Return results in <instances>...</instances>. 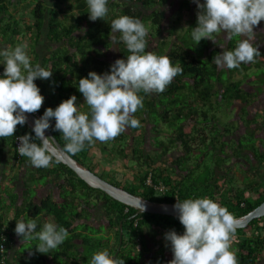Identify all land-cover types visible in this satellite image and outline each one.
<instances>
[{"label": "trees", "instance_id": "trees-1", "mask_svg": "<svg viewBox=\"0 0 264 264\" xmlns=\"http://www.w3.org/2000/svg\"><path fill=\"white\" fill-rule=\"evenodd\" d=\"M128 1L132 3L122 2L121 4L117 0H109L107 5L109 11L106 16L103 19L97 18L91 21L88 18L86 0H50V5L44 3L43 0H36L30 7L31 21L18 24L17 17H15L17 12L13 14L7 12L11 0H0V41L3 42L0 47L12 48L17 44H26V53L31 63L40 64L45 68L50 66L53 71L52 76L45 79L40 87L41 90L48 87L43 94L42 106L38 110L40 116L46 108H55L71 95L77 96L76 103L79 105L81 102L80 110L86 112L88 105L84 103V98L77 89L78 80L86 77L89 71H95L98 74L108 71L109 65L113 62L108 60L107 53L112 48V52L116 53L115 59L125 58L128 55V50L122 42L114 43L109 38L113 35L110 29L111 21L122 15L139 18L146 27L149 25L146 50L167 55L183 70L162 92L142 93L143 107L138 108L134 114L140 121V126L129 128L114 139L106 141L104 149L99 150L102 160L107 164L111 163L115 156L122 158L121 167L125 171L119 173V179H115L113 183L132 193H138L145 199L157 202L175 203L176 198L183 200L189 197L207 196L225 206L234 216L245 214L264 200V180L262 182L255 180L241 187L237 179L236 181L225 179L226 176L223 174H229L230 169L224 160L223 153L225 152L222 146L226 140L225 136L235 127L230 128L228 124H224L220 131L215 122L218 117L222 116L219 105L223 104L224 107L232 109L235 107L236 116L240 118L245 127H249L246 131L253 132L256 139L258 141L261 139L259 142L264 143V135H261L264 134V127H262L263 131H258L259 126H253L257 124L256 120L262 118L264 126V115L258 113L264 106L256 109L258 116L252 118L248 117L247 109L254 102L257 93L264 90L262 85L264 67L260 69L261 79H263L260 82L256 81L258 80L257 75H255L257 78L251 77L254 71L252 75L244 73L239 79L234 76L235 72L260 68L261 62H264V59L260 60V56L263 58L264 51L257 44L260 55L255 57L254 62L242 63L240 67L233 69H217L212 59L217 53L223 51L217 43L201 39L198 44L193 40L188 44L186 34L191 31L192 26L185 28L187 32L180 39L172 31L174 26L171 24L168 27L164 26L165 11L161 7L167 0ZM14 7L15 3L11 5V8ZM189 8V2L183 0L178 9L177 21L172 20L171 22L177 23L180 16L185 13L187 17L185 21L190 24ZM23 9L26 7L24 6ZM146 9L148 13L144 15L142 10ZM23 14L24 12H21V17H25ZM42 33L49 47L48 52L41 57L36 50V44ZM153 37H158V40ZM239 39L241 37H234L232 41L224 43L225 47L232 49ZM152 42L153 45L150 44ZM61 48L62 51L59 52ZM2 72L3 65H0V73ZM245 76L249 78L245 79ZM258 103L261 104L260 101ZM51 122L54 125V119ZM236 123H239L238 119ZM239 128L237 125L236 129ZM49 129L64 146L65 141L62 134L58 130H53L52 127ZM25 133L34 136V133L24 124L16 126L14 136L0 138V164L5 165L0 168V244L5 245L0 258L5 257V264H36V262L47 264L48 260L56 264L60 257L68 261L76 256L79 258L81 256L83 259L86 252L100 251L105 248L112 255H119L125 259V264H145V262L166 264L172 258L170 246L167 244L162 245L158 252L144 256L149 248L142 239L144 238L143 230L144 228L151 229L163 239V234L170 229L182 233L184 229L178 218L167 214L139 213L102 190L87 186L72 170L54 157V161L58 162L51 163L47 168L33 167L28 158L20 156L17 151H14V154L11 153L13 162L2 159L3 151L11 146L14 138ZM149 134L154 137L153 149H147L148 151L145 152L146 137ZM223 134L226 135L223 136ZM217 135L221 136L217 137ZM128 142L131 148L126 151ZM229 142L239 145L235 154L243 150L242 145L239 144V137ZM92 144L71 155L98 173L95 167L99 164L101 169L103 165L89 156V153L93 152ZM248 146L256 152L258 158L261 156L260 161H264V155L260 154V151L264 150L263 145H255V147L248 143ZM106 149L109 151L106 153L107 156H105ZM173 151L180 153L175 156L169 155L168 161L163 162L166 155ZM207 151L210 153L209 166L202 161L206 159ZM228 152L226 154H229ZM7 165L10 166L7 167ZM195 167L198 173L197 170L193 173ZM98 174L105 177L102 173ZM19 176L25 177L22 180L23 189L16 188L17 191H15V185L9 187L8 184L14 180L16 182ZM148 179L150 183L147 182ZM45 185L55 188L57 196L48 192L36 200V188ZM91 193L92 198L89 197ZM25 194L28 195L26 198H24ZM89 201H93L95 205L99 202L103 203V206H98L103 207L107 214L109 229H115L117 232L120 229L119 223H121L125 237L114 248L109 246L108 238L101 236V227L95 231L94 227H91L94 226L93 223L87 222L89 215L91 216L88 210ZM21 218L36 219L37 230L44 222H47V219H50L51 222L68 229L69 236L60 246L48 253L37 252L35 245L38 241L28 240L31 244L19 250L23 262H16L15 259L9 258L8 250L17 240L14 228L16 221ZM75 219L83 221L86 233L76 232L71 227ZM135 220L136 225H134ZM247 232L249 234H246ZM79 236L82 237V244L86 246L80 255L74 243V239ZM126 242H134L132 250L124 249L127 246ZM238 246L239 249L235 251L238 264L257 263L258 256L263 253L264 249V216L251 220L244 228H236L231 238V247Z\"/></svg>", "mask_w": 264, "mask_h": 264}, {"label": "clouds", "instance_id": "clouds-1", "mask_svg": "<svg viewBox=\"0 0 264 264\" xmlns=\"http://www.w3.org/2000/svg\"><path fill=\"white\" fill-rule=\"evenodd\" d=\"M192 2L197 6V19L196 26L190 27V35L196 44L201 39L216 43L214 34L217 33H223L225 43L232 41L234 37H246L237 40L232 49L226 48L225 44H219L223 51L217 53L212 59L217 69H233L240 67L242 63L254 62L255 57L260 55L258 45L254 43L256 36L254 28L264 20V0H192ZM14 3L15 7H9L7 12L12 14L17 12L15 17L18 24L30 22V7L23 9L25 4H22L21 9V0H14ZM108 3L109 0H86L89 20L103 19L109 11ZM46 4L50 5V3ZM190 5L195 6L189 2V7ZM190 9L191 7L188 13ZM21 10L30 15L23 14L25 17H21V14H18ZM110 29L113 35L109 38L114 43L122 42L128 50V55L125 58L116 59L109 65L108 71L100 74L89 71L86 77L78 80L77 89L82 94L84 103L88 105L86 112L81 111L80 104L76 103L77 96L71 95L55 108H46L40 116L38 110L42 106L43 94L48 87L41 90V85L38 87L35 80L48 79L53 71L50 66L45 68L40 64L31 63L26 53V44H17L12 48L0 47V65H3V72L0 73V138L14 136L16 126H23L27 122V113H33L37 117L32 130L26 125L34 136L29 133L19 134L14 138L11 146L5 150L13 154L17 151L20 156L27 157L33 167L47 168L51 163L59 161L53 159L54 139L45 135V130L50 127L62 134L64 146L52 135L64 151L74 155L95 141H110L129 128L140 126V121L134 114L138 108L143 107L142 93L162 92L183 69L178 64H174L167 55L146 50L148 29L139 18L128 15L119 16L111 21ZM116 33L119 35H115ZM18 37L22 39L21 36ZM46 42L42 33L36 44V50L41 57L48 52L49 46ZM1 45H3L2 41H0ZM40 45H46V49L40 51ZM53 119L54 125L51 122ZM95 151L89 156H92L94 161L103 165L102 168H104L107 163L102 160L99 150L97 152L100 155L99 158L93 156ZM109 169H111L108 172L109 176L115 175L113 169ZM123 171L125 170L121 167L115 175L116 178H119V173ZM93 172L101 177L99 172ZM103 179L108 181L107 178ZM147 181L150 183L149 179ZM22 188L23 186L20 189ZM36 189L40 191L44 189V186ZM48 192L53 194L52 191ZM43 195L37 196L36 200ZM89 197L92 198V195ZM98 205L103 206L101 202ZM98 205L89 201L88 210L95 213L98 210L104 212L103 207ZM172 207L183 226L182 233L170 229L163 234V239L151 229L143 230V236L146 234L154 239V241H148L144 238L151 249L156 248L155 245L160 239L163 245L170 246L172 258L166 264H238L235 250L230 243L238 224L232 212L207 196L189 197L183 200L176 198ZM100 215L98 214L99 217ZM103 215L107 219L105 212ZM131 217L133 218L134 215ZM136 223L135 220L134 225ZM119 225L121 227V223ZM37 228L36 219L21 218L16 221L14 232L19 242L37 240L38 244L35 248L39 253L55 250L69 236L68 229L55 222H44L39 230ZM0 245H3L4 252L5 245L3 243ZM3 258L5 260V257ZM90 264H125V259L119 255H112L105 248L93 253Z\"/></svg>", "mask_w": 264, "mask_h": 264}, {"label": "rangeland", "instance_id": "rangeland-1", "mask_svg": "<svg viewBox=\"0 0 264 264\" xmlns=\"http://www.w3.org/2000/svg\"><path fill=\"white\" fill-rule=\"evenodd\" d=\"M34 1H36V0H24L23 2H22V4H25L26 6H30V7H32V5H33V3H34ZM44 3H50V0H44L43 1ZM171 10H173L174 9V7L173 8H170ZM196 12H197V7H195L194 8V12H193V15H192V18H191V23L190 24H188L187 23V21H185V19L184 18H187V17H185V13H183L181 16H180V19H179V21L177 22V23H172V22H167V20H164V26L165 27H168L169 26V24H171V26H174V28H173V32H175L176 34H177V37L180 39V37L182 36V35H184V34H186V32L187 31H185V28H187V27H189V26H192V27H195L196 26V19H197V17H196ZM174 17V16H173ZM172 20H174V21H177V19L176 18H172ZM174 24V25H173ZM176 25V26H175ZM181 26V27H180ZM148 27H149V25H148ZM175 29V30H174ZM176 29H177V31H176ZM254 32L256 33V36H255V40H254V43H256V44H258V45H260V49H262L263 51H264V20H262L255 28H254ZM190 33H191V31H189V32H187V34H186V36H187V38H188V44L189 43H192V39H191V35H190ZM155 40H158V37H153ZM242 38H246V37H242ZM214 39L216 40V43H217V46L219 45V44H222L223 42H224V39H223V34H221V33H217V34H214ZM154 40V41H155ZM208 41H210V42H213V41H211V40H208V39H206V42H208ZM151 45H153V42L152 43H150ZM39 49H40V51H44L45 49H46V45H40L39 46ZM113 49V48H112ZM112 49H111V51H112ZM62 51V48H61V50L59 51V52H61ZM109 52V53H107V56H108V60H111L112 62H114L116 59H115V57H116V54L114 53V52ZM262 59H264V53H263V58L260 56V60H262ZM264 67V62H261V66H260V68H254V69H247L246 71H241L240 73H236V74H234V76H235V78L236 79H239V78H241V76L244 74V73H248L249 75H252V72L254 71V75H252L251 77L252 78H257L258 77V80H256V81H258V82H260V80H263V79H261V71H260V69L261 68H263ZM224 74H226V72H224ZM255 75H257V77H255ZM260 76V77H259ZM249 78V76L247 77V76H245V79H248ZM244 79V80H245ZM256 86V85H255ZM251 87H253V86H251ZM264 96V93L263 94H259V100L258 101H260V99L262 98ZM260 105H259V103L258 102H256L255 104H254V107L255 108H260V107H263L264 105H263V103L260 101ZM80 105H82L81 104V102L79 103ZM224 105L223 104H221V105H219V110H222V116L219 118H217V120H216V122H215V124L216 125H218V129L220 130V131H222V125H224V124H228L229 126H230V128L231 127H235L236 128V126L238 125L237 123H236V119H234L233 118V116H236V113H237V110H235L234 108L235 107H233V109L231 108V107H229V108H226V107H224ZM253 106H250V107H248L247 109L250 111V115H252V114H254V113H256L257 112V110L254 108ZM217 109V108H216ZM258 116V115H257ZM237 117V116H236ZM218 119H220L219 121H218ZM237 119H238V121H239V123H241V125H243V122L240 120V118H238L237 117ZM232 125V126H231ZM249 129V127L248 126H244L243 128H242V130H241V128H240V130L239 129H237L236 130V132H234V135H233V137H239L240 138V143L239 144H241L242 145V149L243 150H249L250 149V147L248 146V143H250V145H256V146H258L259 145V141L261 140H257L256 139V137L252 134L253 132H249V131H246V130H248ZM256 129V128H255ZM148 130V129H147ZM233 130V129H232ZM258 131H262L261 129H259ZM231 132H233V131H231ZM230 132V133H231ZM146 133V132H145ZM226 134H223V136H225ZM221 135H217V137H220ZM227 136V135H226ZM225 136V137H226ZM151 135H148L147 137H146V146H145V152H147L148 150L147 149H153L152 148V143H153V141H154V137L152 136L151 138ZM160 138V137H159ZM160 139H165V138H160ZM222 140H223V137H222ZM225 142H224V145L222 146V148L224 149V152L225 153H223V157H224V160H225V162H227V163H229L230 161H231V159H230V154H226L229 150H230V152L232 153V157L233 158H235L234 157V154L235 153H237V149H238V147H239V145L237 144V143H234V142H228V140H224ZM105 143L106 142H100V141H95L93 144H92V151H95V156H96V158L98 159L99 158V154L97 153L98 152V150H103L104 149V145H105ZM94 145V146H93ZM260 145L262 146L263 145V147H264V143H262V142H260ZM114 146H116V145H114ZM113 146V147H114ZM255 146V147H256ZM130 147H131V145L130 144H127V146H126V151H128L129 149H130ZM264 149V148H263ZM159 151V150H158ZM109 151H108V149H106L105 150V156H107V154L106 153H108ZM198 152H200V151H198ZM198 152H196V153H198ZM115 153L116 154H118L116 151H115ZM178 153H180L179 151H173V152H170L169 153V155H173V156H175V155H177ZM253 153H255V155H256V152H254L253 151ZM89 154H91V152L89 153ZM240 154V153H239ZM239 154H235L236 156H239ZM209 155H210V153H208V151H207V153H206V159L204 158L202 161L204 162V163H206L208 166H209ZM228 155V156H227ZM168 157L169 156H166L165 158H164V162H167L168 160ZM241 159H243V157H241ZM255 160H257V158H254ZM122 161V158H120L119 156H115L114 157V159H113V161L111 162V163H108V164H105L104 165V168H102V169H100V167H99V164H98V166L97 167H95V170L97 171V172H99V173H102V175L103 176H105V177H103V178H107V179H109V181L110 182H112L113 183V181L115 180V179H119V178H116V176L115 175H117V173L119 172V167H120V162ZM192 163H194L193 161H192ZM233 164H234V166H229V169L230 170H236V167L238 168V170H240V168H239V166H237L236 164H237V161H236V159L234 160V162H233ZM109 168H112L113 169V171L115 172V175H113V176H115V177H113V176H109ZM196 170H197V168L195 167V171L193 172V173H196ZM201 171V170H200ZM197 173H198V170H197ZM119 176V175H118ZM18 180L15 182V180L11 183V185H15V191H17L16 190V188H18V189H20L21 188V186H23V184H22V180H24L25 179V177L23 176H19L18 178H17ZM14 182H15V184H14ZM148 182V181H147ZM149 183V182H148ZM47 189H48V186H44V189H41L40 190V193L41 194H45V192H47ZM12 190V189H11ZM33 191H35L34 189H33ZM52 192H53V195H56V192H57V190H55V189H53L52 190ZM91 195H92V193H91ZM28 195L27 194H25L24 195V198H26ZM93 196V195H92ZM91 232V231H90ZM103 232L104 231H102V234H101V236H103ZM141 239V238H140ZM143 240H144V238H142ZM127 243V242H126ZM31 244V242H28V241H26V242H23L22 244H20L19 245V250H22V249H24V247L26 246V245H30ZM148 246V245H147ZM149 247V246H148ZM127 248V249H126ZM126 248L124 247V249L125 250H132V245L131 244H129V243H127V246H126ZM149 249H151V248H149ZM158 249L159 248H157V249H155L157 252H158ZM76 257H78V256H76ZM56 263H62V264H68L67 263V260L65 259V258H62V257H60V259L58 260V261H56ZM36 264H39V263H37L36 262ZM145 264H147L146 262H145Z\"/></svg>", "mask_w": 264, "mask_h": 264}, {"label": "water", "instance_id": "water-1", "mask_svg": "<svg viewBox=\"0 0 264 264\" xmlns=\"http://www.w3.org/2000/svg\"><path fill=\"white\" fill-rule=\"evenodd\" d=\"M27 122L25 123L31 130L34 120L37 118L33 113H27ZM45 135L54 139L53 156L60 162L66 164L74 174L82 179L89 187L98 188L111 196L112 198L136 209L141 213L167 214L177 218V213L173 210L171 202H157L145 199L140 194L131 193L119 186H116L105 179L99 177L87 166L73 158L64 151L60 143L54 138L49 129L45 130ZM143 207V208H142ZM142 208V209H141ZM264 216V200L254 208L243 215L235 216L238 221L236 228H244L249 222L258 217Z\"/></svg>", "mask_w": 264, "mask_h": 264}, {"label": "crops", "instance_id": "crops-1", "mask_svg": "<svg viewBox=\"0 0 264 264\" xmlns=\"http://www.w3.org/2000/svg\"><path fill=\"white\" fill-rule=\"evenodd\" d=\"M23 1L24 0H21V9H22V2ZM117 1H119L121 4H122V2L127 3V4H129L131 2V1L129 2L128 0H126L127 2L125 0H117ZM185 1L190 2L191 4L195 5V6L190 5V7H191V9H190V15L191 16L190 17L192 18V13L194 11V8L196 7V4L193 3L192 0H185ZM182 3H183V0H167L165 2V4L163 5V7H161V9H163L165 11V20H167L168 22L169 21L171 22L173 16L176 18L177 17V14H178V9H180V5ZM13 4H14V0H11V2L9 3V7L11 8V5H13ZM25 7L26 8H29L30 6L28 7V6L25 5ZM173 7H174V9L171 10L170 8H173ZM142 11L144 12V15H146L148 13V10L147 9L146 10H142ZM21 12H24V11L21 10V11L18 12V14H21ZM24 14H26V13L24 12ZM26 15H30V14H26ZM148 29H149V27H148ZM221 34H223V33H221ZM223 39H224V37H223ZM224 43H225V40H224V42L222 44H224ZM43 80H41V79H36L35 80V83L37 84L38 87H39V85H41L43 83ZM166 156H169V155H166ZM3 158L5 160H9L10 162H13V161H11L12 160L11 151L5 150L3 152ZM3 164H6V163L3 162ZM2 166H5V165H0V168ZM8 166H10V165H7V167ZM1 178H2V176H1ZM8 185H9V187L12 186L11 184H8ZM50 187H48L47 192L53 190V188H50ZM19 190H21V189H19ZM47 192H45V194H47ZM36 195L37 196H40L41 195V193H40V191L38 189H36ZM101 204H103V203L101 202ZM89 212H90L91 216L89 215L87 222H89L91 224L93 223L94 226H91V227L92 228L94 227L93 230H95V231L99 227H101V231H104L103 232V236L109 239V246L111 245L114 248L117 245L118 242L121 243L122 238L125 237L124 236V233H123V230H122V227H120V229L117 230V232H118V234H117V232L115 231V229H113V230L112 229H109L108 222L106 221L107 219L105 218V215H103L104 212L102 210H98L96 212L97 213V217H95V215H96L95 212H92L90 210H89ZM98 214H101L100 217L98 216ZM48 221H50V219H47V222ZM82 222L83 221L80 220V219H75V220H73L71 227H73L76 232L82 231V232L86 233V229L83 226ZM81 239H82L81 236H79V238L76 237L74 239V243H75V245H77L79 255H80L81 252L84 251V249L86 247V246H84L82 244ZM128 243H130V242H128ZM20 244H22V243L19 242V240L17 239L15 241V243L13 244V246L10 247V249L8 250V256H9V258L15 259V261L16 262H19V263L20 262H23V258L21 256V254L19 253L20 252L19 251V245ZM146 245H147V243H146ZM161 245H163V243H162V240L160 239V241L157 243V245H155V247H156L155 249L159 248ZM148 248H150V247H148ZM155 249H153V248L152 249H148V252H146V254H144V256L147 257L148 255L154 254V252L156 251ZM74 251H76V249H74ZM95 252H86V256L83 259L81 258V256H80V258L79 257H74L73 259H71L69 261L67 260V263L68 264H90V259H91L92 255H93V253H95ZM15 256H17V257H15ZM46 262H47V264H54L52 261H49V260L46 261Z\"/></svg>", "mask_w": 264, "mask_h": 264}, {"label": "flooded vegetation", "instance_id": "flooded-vegetation-1", "mask_svg": "<svg viewBox=\"0 0 264 264\" xmlns=\"http://www.w3.org/2000/svg\"><path fill=\"white\" fill-rule=\"evenodd\" d=\"M264 86V82L262 84ZM261 86V87H263ZM264 88V87H263ZM264 93V90L261 91L260 93H257V97L255 98L254 102H258L256 99L258 98L259 99V94H263ZM260 101L263 103L264 105V96L260 99ZM254 102H252L248 107L250 106H253L254 107ZM255 108V107H254ZM264 108V107H263ZM260 109V108H255V109H260L258 111V113L261 115L263 114L264 115V109ZM249 111V110H248ZM248 117L252 118V117H257V113H254L252 115H250V111H249V114H248ZM262 117V116H261ZM234 119H237L236 116H233ZM262 121H263V118L262 119H258L256 120L257 124L253 125V126H259V128L262 130V127H264L262 125ZM239 125V127L242 128L244 127V125H241V123H237ZM239 128V130H240ZM236 128L234 130H232L233 132L229 133L227 138H225L226 140H228V142L232 139H237L238 137H233L234 135V132H236ZM263 131V130H262ZM261 135H264V134H261ZM260 145V144H259ZM231 156V153H230V150L228 152ZM240 153V154H239ZM239 156H234L235 158H233L232 156L230 157L231 161L228 164V167L229 166H234L233 162L234 160L236 159L237 161V166H239L240 170H238V168L236 167V170H230V173L229 174H223L225 175V179L227 178L228 180H235L236 179L239 181L238 184L239 186L243 187L245 184L248 185V183H253L256 181L258 182H262L264 180V161H260V157L258 158L255 153L252 152V150H242L241 152H239ZM260 154H263L264 155V150H261L260 151ZM241 157H243V159H241ZM254 158H257V160H255ZM226 164V166H227ZM234 181H232L233 183ZM255 189H257V186H255ZM246 234H249L248 232ZM246 236V235H245ZM144 238L145 240H148V241H154V239L149 236V235H144ZM231 243V241H230ZM129 244H134V242H130ZM235 251L237 249H239V246L234 248L232 247ZM256 264H264V249H263V253L261 255L258 256V259H257V263Z\"/></svg>", "mask_w": 264, "mask_h": 264}, {"label": "built area", "instance_id": "built-area-1", "mask_svg": "<svg viewBox=\"0 0 264 264\" xmlns=\"http://www.w3.org/2000/svg\"><path fill=\"white\" fill-rule=\"evenodd\" d=\"M0 252H1V253L3 252V245H0ZM0 263H1V264H5V260H4L3 257L0 259Z\"/></svg>", "mask_w": 264, "mask_h": 264}]
</instances>
